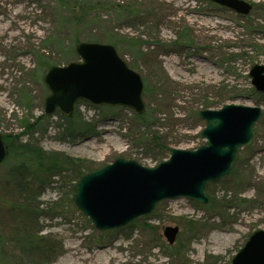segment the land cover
I'll list each match as a JSON object with an SVG mask.
<instances>
[{"label":"rangeland","instance_id":"rangeland-1","mask_svg":"<svg viewBox=\"0 0 264 264\" xmlns=\"http://www.w3.org/2000/svg\"><path fill=\"white\" fill-rule=\"evenodd\" d=\"M246 1L254 5L248 16L209 0H65V6L0 0V133L61 162L42 184L36 181L35 228L56 249L46 264H231L250 236L264 230V93L249 77L252 66L264 65V0ZM92 38L115 46L141 75L143 114L86 100L71 118L59 110L44 114L46 72L80 61L76 44ZM227 104L260 107L262 116L230 173L206 185L208 204L164 200L151 214L105 231L75 204L77 175L118 158L154 167L174 148L198 149L206 144L199 112ZM10 157L0 166V227L7 237L13 219L6 181L17 161ZM67 157L88 167L71 168ZM169 226L179 228L173 245L163 236Z\"/></svg>","mask_w":264,"mask_h":264},{"label":"water","instance_id":"water-1","mask_svg":"<svg viewBox=\"0 0 264 264\" xmlns=\"http://www.w3.org/2000/svg\"><path fill=\"white\" fill-rule=\"evenodd\" d=\"M210 1L242 16H248L253 10V5L246 0ZM75 50L80 61L52 66L44 76L49 89L45 99L46 116L59 110L73 117L79 100L95 105L124 106L138 114L145 111L143 79L115 46L81 41ZM249 77L256 90L264 93V65L252 66ZM199 115L206 122L202 130L206 144L198 149L174 148L170 158L155 167L118 158L80 179L74 202L98 230L125 227L151 214L164 200L184 197L209 203L206 185L227 176L238 150L252 144L262 109L227 104L220 109H204ZM8 155L9 147L0 133V165ZM178 234L179 228L171 226L163 232L170 245L176 242ZM231 264H264V230L250 236Z\"/></svg>","mask_w":264,"mask_h":264},{"label":"trees","instance_id":"trees-1","mask_svg":"<svg viewBox=\"0 0 264 264\" xmlns=\"http://www.w3.org/2000/svg\"><path fill=\"white\" fill-rule=\"evenodd\" d=\"M57 1L64 6L69 4L65 0ZM75 40L78 41V39ZM91 41L101 42L99 38H92ZM50 42H54V40ZM23 100L25 101V98ZM3 137L9 146L8 157L13 156L9 159L15 158L17 161L11 164L7 175L6 183L12 196L7 202V210L12 215L13 227L11 235L8 237L0 227V262H2L1 256L4 255V251L10 249L9 261L3 259L7 264L49 263L55 257L56 249L50 238L41 235L39 230L35 228L40 213L39 207L35 204L37 201L36 181H40L42 184L47 172L56 169L61 163L60 159L47 156L44 150L31 143L22 144L18 137ZM77 161L68 157L63 160L71 168H75L79 164L88 167L84 162L80 161L78 164ZM33 168L38 171L34 172ZM39 172L41 173L40 177ZM83 175L76 176L77 182Z\"/></svg>","mask_w":264,"mask_h":264},{"label":"bare ground","instance_id":"bare-ground-1","mask_svg":"<svg viewBox=\"0 0 264 264\" xmlns=\"http://www.w3.org/2000/svg\"><path fill=\"white\" fill-rule=\"evenodd\" d=\"M86 147V146H85ZM80 149V148H79Z\"/></svg>","mask_w":264,"mask_h":264}]
</instances>
